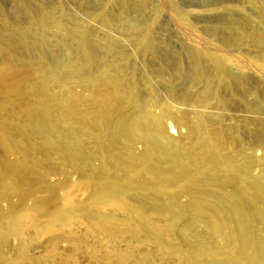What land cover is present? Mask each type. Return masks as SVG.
Instances as JSON below:
<instances>
[{
	"label": "rangeland",
	"instance_id": "rangeland-1",
	"mask_svg": "<svg viewBox=\"0 0 264 264\" xmlns=\"http://www.w3.org/2000/svg\"><path fill=\"white\" fill-rule=\"evenodd\" d=\"M254 2L0 0V69L5 73L0 75V102L6 106L1 118L25 111L31 83L56 90L62 99L65 89L81 91L80 81L106 82L116 76L153 113L160 108L150 101L174 102L193 122L202 114L206 129L219 132L228 151L243 149L244 154L262 157L250 174L260 180L264 195V149L254 150L264 141V18L258 7L262 3ZM215 56L223 59L224 76L219 80ZM85 108L87 101L79 109ZM180 130L187 133L186 126ZM34 131L39 142L43 137ZM78 134L95 150L91 137L92 141ZM141 150L138 143L135 152ZM20 156L19 150L6 153L0 143V264H240V248L226 237L235 230L234 221L220 227L213 241H191L197 238L195 232L206 230L204 221L197 227L176 220L152 207L159 202L133 190L122 196L105 190L96 194L97 207L119 224L111 232L80 214L81 207H94L89 200L93 188L82 186L80 172L61 165L48 179L53 187L37 178L24 183L22 168L15 162ZM90 163L98 168L100 160ZM131 180L118 175L96 182L119 189ZM16 182L24 191L37 190L24 200L13 188ZM6 183L11 188L4 189ZM183 185L182 180L167 181L166 189L174 193ZM186 198L182 194L179 200ZM42 206H49L51 215H40ZM259 207L264 208V200ZM256 211L250 208L251 227L261 236L258 242L264 250V224ZM168 225L167 235L159 236V228ZM183 231L190 233V241L181 237ZM124 254L129 256L123 258Z\"/></svg>",
	"mask_w": 264,
	"mask_h": 264
},
{
	"label": "bare ground",
	"instance_id": "bare-ground-1",
	"mask_svg": "<svg viewBox=\"0 0 264 264\" xmlns=\"http://www.w3.org/2000/svg\"><path fill=\"white\" fill-rule=\"evenodd\" d=\"M251 1L255 3L256 0ZM259 3H262L258 7L264 18V0ZM87 54L93 59L89 49ZM196 56L199 58L200 53ZM213 61L215 77L219 80L224 76L223 59L215 56ZM3 74L0 69V75ZM122 83L116 76L106 82L80 81L82 90L65 89L62 99L56 90L51 92L47 86L31 83L28 88L31 102L25 106V111L19 114L14 111L6 119L1 118L6 106L0 102V143L8 154L21 151L15 162L22 168L23 182L29 183L37 178L47 187H53L48 182L51 174L58 172L61 165L72 166L83 176L82 186L93 188L89 200L94 207H81L80 214L92 218L100 228L111 232H116L119 224L97 207L96 194L105 190L114 196L133 190L153 202H159L155 203L158 206L152 204V207L176 220H187L191 225L204 221L206 230L204 233L195 232L193 235L197 238L194 240L188 238L190 233L181 232V237L188 241L199 242L203 238L213 241L221 233L220 227L234 221L235 230L226 237L240 248V264H261L264 250L258 242L261 236L251 227L250 208H257L256 217L264 224V208L259 207L264 195L260 180L251 176L250 168L260 165L262 157L254 151L250 155L244 154L243 149L228 151L219 132L211 133L206 129L202 114L193 122L188 118L187 110L180 109L175 103L176 107L174 102L169 103L170 98L165 104L160 100L150 101L151 105L160 108L156 114L153 113L150 106L136 101L138 98L128 90L129 85ZM84 101H87V108L79 109ZM124 105L129 107L125 109ZM131 107L133 112L137 110L136 113L132 114ZM182 126L187 127V133H181ZM34 130L43 137L39 142L34 140ZM77 130L89 136L90 141V137L93 139L95 150ZM176 132H180L179 137L173 135ZM186 137L190 141L188 145L184 143ZM138 143L142 150L136 153ZM255 147L254 150L264 149V141H258ZM54 154H57L56 159ZM93 159L100 160L98 168L90 163ZM118 175L130 180L132 177V180L119 189H109V185L96 182V179ZM180 180L184 181L181 189L168 192L167 181L175 183ZM13 185L24 200L37 190L36 187L27 192L21 188L22 184L16 182ZM7 186L9 183L4 189ZM4 193H1V198H5ZM182 194L187 196L183 202L179 200ZM38 209L43 216L52 213L49 206ZM132 210L137 211L138 208ZM142 221L148 225L146 218L143 217ZM170 230L171 225L161 227L157 234L164 237ZM128 256L124 254L123 258Z\"/></svg>",
	"mask_w": 264,
	"mask_h": 264
}]
</instances>
